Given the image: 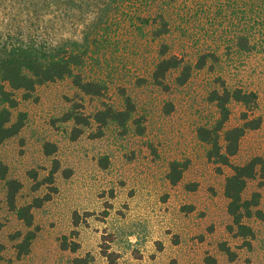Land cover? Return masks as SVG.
<instances>
[{
	"label": "rangeland",
	"instance_id": "374dc122",
	"mask_svg": "<svg viewBox=\"0 0 264 264\" xmlns=\"http://www.w3.org/2000/svg\"><path fill=\"white\" fill-rule=\"evenodd\" d=\"M115 5L114 0H0V47L31 38L55 50L85 51L82 74L105 87L99 96L86 95L66 77L39 85L35 99L16 92L15 112H25L26 119L17 135L0 143V168L22 183L18 205L50 198L32 209L35 237L28 252L18 254V233L28 229L9 210L0 175V264H208L212 259L264 264V222L246 220L253 237L228 231L223 186L231 169L220 166L219 172L196 134L197 127L218 118L210 91L223 82L254 90L257 106L247 113L261 124L241 137L231 162L264 159V50L245 53L223 45L218 60L206 54L205 65L185 84H175L173 73L163 90L150 78L159 45L169 43L179 55L186 48V59L196 64L214 45L218 27L177 26L170 36L156 38L158 27L123 26ZM127 96L135 103L136 122L126 129L109 124L97 136L91 116L105 103L121 107ZM229 110L224 129L241 125L246 111L236 101ZM70 113L90 122L78 124L67 118ZM75 127L81 132L74 138ZM220 137L223 143L222 132ZM48 142L54 146L50 154L44 150ZM172 160L187 164L176 184L166 178ZM54 161L59 167L53 183H45ZM254 191L263 208L264 178L249 181L245 196Z\"/></svg>",
	"mask_w": 264,
	"mask_h": 264
},
{
	"label": "trees",
	"instance_id": "16d2710c",
	"mask_svg": "<svg viewBox=\"0 0 264 264\" xmlns=\"http://www.w3.org/2000/svg\"><path fill=\"white\" fill-rule=\"evenodd\" d=\"M114 4V13L118 14L123 26L128 23L129 27H158L154 32L156 38L170 36L172 27L177 26L218 27L213 31L216 39L214 45L207 49V53L200 55L196 64L186 59V48H183L182 55H179L172 51L173 47L169 43L163 42L159 45L158 58L151 68L150 78L163 90L169 89L167 77L173 73L175 84H185L195 68L200 69L205 65L206 54L218 60L217 51L223 48V45L233 46L237 51L245 53L264 50V0H114ZM223 27L233 29L226 31ZM84 53L85 51L81 53L77 49L55 50L31 38H17L16 41L4 43L0 47V143L17 135L25 123V112H15L19 103L16 92H20L22 99H35L34 94L39 85L67 77L86 95L102 94L105 87L101 81L86 78L82 74ZM209 100L215 104L218 118L213 125L203 124L197 127L196 134L198 139L207 145L206 157L217 166V170L221 171L220 166H228L231 169L223 186V194L227 199L226 211L231 218L227 226L228 231L236 237H253V228L246 220L256 218L264 222V207L259 206L258 191L248 197L245 196V189L249 181L264 178V159L261 156H253L242 164H234L231 157L237 153L241 137L261 124L260 117L250 118L247 113L257 106L258 95L254 90L228 87L223 82L222 88L210 91ZM231 101L241 103L246 111L243 113L241 125L224 129ZM135 110V103L129 96L123 99L121 107L105 103L91 116L99 128L97 136H101V130L109 124L126 129L129 123H135ZM67 118L78 124L90 122L88 117L82 114L70 113ZM137 127L138 133L141 134L143 127ZM80 132L77 127L73 128L74 138ZM52 148V143L44 144L46 154L52 153ZM58 167V162L54 161L53 169L43 182L52 184ZM186 167L185 162L172 160L166 178L171 184H176ZM0 175L4 179L5 200L9 210L13 211L28 229L23 235L18 233L22 239L17 244L18 254H26L35 237V232L31 229L32 209L49 200L50 194L18 205L17 195L22 183L16 178L7 177L5 166H1ZM51 189L55 191L56 187L52 185ZM222 250L228 255L231 254L229 247L225 245ZM106 256H110V262L115 260L111 253H106ZM208 264H214V259Z\"/></svg>",
	"mask_w": 264,
	"mask_h": 264
}]
</instances>
